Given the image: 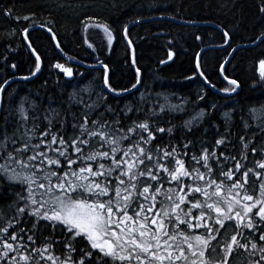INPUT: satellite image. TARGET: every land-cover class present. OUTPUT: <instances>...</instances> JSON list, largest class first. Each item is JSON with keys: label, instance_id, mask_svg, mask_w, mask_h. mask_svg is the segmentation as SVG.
<instances>
[{"label": "snow or ice", "instance_id": "6c2138e0", "mask_svg": "<svg viewBox=\"0 0 264 264\" xmlns=\"http://www.w3.org/2000/svg\"><path fill=\"white\" fill-rule=\"evenodd\" d=\"M128 9L136 25L176 19L161 0ZM0 14L35 23L34 15L16 17L12 8ZM88 19L97 22L85 31L102 30L110 50L111 26ZM35 27L52 33L46 24ZM217 28L228 57L217 70L228 86H217L197 53L196 75L185 76L200 80L191 99L175 90L153 93L139 68L130 85L117 88L87 38L95 63L76 61L84 72L74 77L71 66L53 65L68 78L55 82L59 103L46 85L45 97L16 90L41 71L32 42L30 74L20 75L7 54L0 56V264H264V98L241 99L242 82L225 67L241 49ZM21 34L30 41L28 28ZM122 35L132 48L127 25ZM250 44L264 45V33ZM56 48L62 50L60 42ZM259 67L254 89H264V59ZM93 70L102 72V84L78 87ZM212 91L228 106L223 125L216 121L219 106L209 102Z\"/></svg>", "mask_w": 264, "mask_h": 264}, {"label": "trees", "instance_id": "16d2710c", "mask_svg": "<svg viewBox=\"0 0 264 264\" xmlns=\"http://www.w3.org/2000/svg\"><path fill=\"white\" fill-rule=\"evenodd\" d=\"M140 2L141 0H0V9L12 8L16 17L34 15L35 18V23L23 19L18 22L0 14V56L7 54L9 60L18 65L20 75L30 74L34 70L35 57L27 50L21 33L25 28L46 24L52 28L55 40L61 43V52L72 60L94 64L95 54L89 55L92 50L84 42L85 38L93 43L98 49L100 60L110 66L109 76L117 88L130 85L139 68L153 93L170 94L171 90H175L191 99L200 88V80L185 81V76L196 75L194 57L197 53L201 54L204 71L212 75L217 86H228L217 70L218 64L228 59L224 49L219 47L222 36L217 28L219 25L230 32L232 46L241 49L240 54L231 60L230 66L225 65L226 74L242 82L241 99L255 101L257 98H264V89L259 84L255 89L252 88L253 83L260 80L259 60L264 59L261 56L264 45L252 47L250 44L257 35L264 33V16L259 13L262 0H234V7L233 0H161L171 6L174 11L170 14H175L176 19L136 25L131 23L132 15L128 6ZM222 4H227V7L222 8ZM161 14L160 11L152 13L153 16ZM89 16L99 17L98 22L111 26L114 43L110 50L107 49L108 37L102 30L93 28L85 31L86 24L97 22L89 20ZM124 25L129 28L132 48L127 46V40L123 38ZM197 34L200 35V40L195 39ZM28 42L39 49L41 71L31 81L18 83L16 90L21 96H27L31 91L33 97L37 93L40 97H45L46 85L47 96H52L55 103H59L60 96L55 82L58 77L64 80L68 78L53 65L61 63L66 67L71 66L74 77L77 71L84 72L85 68L66 63L50 39V34L44 30L31 31ZM245 45L248 47L245 48ZM9 49L16 50L8 51ZM133 49L135 66L132 63ZM169 51L174 53L171 60H168ZM166 60L167 63H162ZM101 75V71L93 70L87 75V79L81 78L82 83L78 87H83L89 81H93L95 85L102 84ZM71 91V87L66 89V92ZM220 95L222 94L212 91L209 102H215L219 106L220 110L215 114L216 121L223 125L222 113L228 111V106ZM37 102L39 103V98ZM191 107L199 111L197 105L193 104Z\"/></svg>", "mask_w": 264, "mask_h": 264}, {"label": "water", "instance_id": "95a60500", "mask_svg": "<svg viewBox=\"0 0 264 264\" xmlns=\"http://www.w3.org/2000/svg\"><path fill=\"white\" fill-rule=\"evenodd\" d=\"M37 29H40V30H44V31H46L44 28H42V27H31V28H29V32H31V31H34V30H37ZM47 32V31H46ZM49 33V32H48ZM50 34V36L52 35V33H49ZM24 39V38H23ZM25 42V45H27V43H28V41H24ZM53 42H54V45H55V47H56V43H57V41L56 40H53ZM242 47V46H241ZM57 49V51H58V53L61 55V58L66 62V63H68V64H70V65H72V66H81V67H83L82 65H78V64H76V61H78V60H72V59H70V58H68L67 56H65L62 52H61V50L60 49H58V48H56ZM84 68V67H83ZM38 74V73H37ZM36 74V75H37ZM34 78V77H33Z\"/></svg>", "mask_w": 264, "mask_h": 264}, {"label": "bare ground", "instance_id": "6f19581e", "mask_svg": "<svg viewBox=\"0 0 264 264\" xmlns=\"http://www.w3.org/2000/svg\"><path fill=\"white\" fill-rule=\"evenodd\" d=\"M133 51V50H132Z\"/></svg>", "mask_w": 264, "mask_h": 264}]
</instances>
